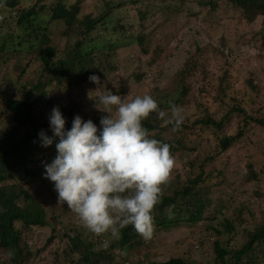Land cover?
I'll use <instances>...</instances> for the list:
<instances>
[{"label":"rangeland","instance_id":"obj_1","mask_svg":"<svg viewBox=\"0 0 264 264\" xmlns=\"http://www.w3.org/2000/svg\"><path fill=\"white\" fill-rule=\"evenodd\" d=\"M68 1L81 5L79 14L81 21L86 14L100 17L110 11L111 16L107 25L97 26L92 33L95 40L93 42L95 45L92 46V55L96 60L95 65H101L102 71L105 73L110 65H116L120 59L114 49L106 48L110 46V42L116 45L117 39L122 36L120 33L123 30L118 25V19L128 33L147 36L146 42L151 39L150 53L146 55V58L148 60L156 58L152 69L157 75L150 86L143 84L137 86L134 91L141 96L150 95L155 87L161 86L160 91H156L159 103L165 104L175 95H170L167 87H163L161 81L158 83V78L161 76L164 78L170 66L172 68V66L184 63L186 55L189 54L188 52L184 53V50L190 49L191 52H194L202 46L201 55L204 66L202 62L198 61V72L204 73L206 83L213 84L218 93L217 103L213 104L211 100V106L219 111L217 116L219 120L226 117L225 113L228 109H232L234 112L228 119L229 125L226 124L227 132L225 134L218 132V143L221 138L227 137L226 134L237 136L243 131L240 133L243 136L225 151L219 149L218 145L217 148L215 147L212 142L215 140L213 138L207 140L204 134L203 136L200 134L189 135L185 141L192 148L177 153V157H175V167L171 174L170 184L165 189V195H171L175 188H180L183 184L187 185L191 178L202 174L203 185L208 191L205 194L206 197L215 200L222 199L221 203H217V205H221L217 211L208 209L211 208L210 205L206 206L205 210L208 212L205 215L215 213L217 215L215 219L207 217L196 225L180 223L177 226L161 227L155 224L156 231L152 240L146 242L138 234L125 242L120 250L111 248L102 256L96 252V255L91 259L100 260L99 264H107L110 258L115 259L111 264H124L125 262L156 264L171 257L182 256L191 250L193 252L190 253V259L197 257L198 253H200L197 257L198 260L206 259L205 249H208V253L214 257L216 255L214 242L218 239L214 229L219 228L225 231L226 220L234 223L235 230L231 233L225 232L219 237L221 245L227 246L233 251L240 249L247 243L250 231L264 227V196L259 195L261 190L264 191V87L263 91L256 93L246 80V75L251 71L264 74V40L260 43L258 39H255L249 44L245 35L252 27L248 26L244 20L241 21L244 22L243 25L235 24L231 17L233 12L229 9L230 7L228 8L227 0H219V5L223 7L221 12L225 11L223 18L214 17L213 8L210 5L211 0H135L136 2L127 4L125 7L120 6L125 0ZM184 1L187 3L184 4ZM56 2L57 0L49 1L54 6ZM202 2L205 5H202ZM23 3L28 6L32 5L34 1L23 0ZM164 9L168 10L170 14L163 11ZM160 12L167 18H160ZM48 20V16L42 15L36 22L46 26ZM14 25L16 24L12 22L11 27ZM178 27H182V31L175 34ZM50 29L51 33L46 42L50 40V45L58 48V60L67 58L72 50H77L75 47L77 39L92 38V36H88L87 31H81L82 28L79 29V25L72 26L63 21L52 22ZM221 32H225L226 36H223ZM222 38L227 39L222 41ZM236 41L243 47L238 48L239 46L235 44ZM224 43L226 45L229 43L228 45L237 49L238 54L233 53L229 57L222 56L218 49L225 48ZM98 54L105 56V62H102V58L97 56ZM172 54L176 57H169ZM34 57L27 60L23 55H20L11 59L6 65H4L5 56L0 57V82L7 92L15 90L14 84L22 76L23 70L29 67V63L33 62ZM165 63L167 64L165 65ZM32 66H35L36 75L32 71ZM39 68V62L36 61L30 66L24 78L38 80L41 75ZM43 74L42 80L48 83V78L52 74L46 72ZM122 74H124L123 67ZM125 74L128 76L129 72L127 71ZM4 75L9 77V81L3 79ZM109 77L104 74L100 78L102 85L98 90H96L98 85L94 84L97 93L103 91L105 84L109 82ZM12 79L15 82H12ZM68 82V78L59 84L54 81L49 85V88L62 100ZM84 84L87 86L88 82ZM59 89L64 90L59 91ZM191 97L189 95L186 98H181L180 103L184 104ZM192 103L195 101L192 100ZM243 110L249 116H244ZM252 174H255L258 180L252 179ZM16 182L17 179L9 180L7 184L15 185ZM45 186L35 180V183L30 184L27 188L35 199L46 208L47 221L58 223L53 226L49 224L24 227L20 221L15 222V229L20 234L21 247L24 250V264H86L83 261V255L72 252L68 237L62 240V236L64 233L71 236L83 233L84 238L86 236L92 239V237L87 236L88 231L81 226L76 215L68 209L66 204H58L53 188L46 189ZM24 202V198L21 197L19 203L23 204ZM56 234L58 235L57 239H52ZM93 239L98 241L96 236ZM119 240H113V242L117 243ZM196 242L200 244L198 250L195 249ZM96 249L99 251L104 248L101 244L97 245ZM0 264H16L7 253V249L1 247Z\"/></svg>","mask_w":264,"mask_h":264},{"label":"trees","instance_id":"obj_2","mask_svg":"<svg viewBox=\"0 0 264 264\" xmlns=\"http://www.w3.org/2000/svg\"><path fill=\"white\" fill-rule=\"evenodd\" d=\"M32 1L34 3L27 6L23 3V0H0V57L5 56L4 65L20 55H23L27 60L35 56L33 62L29 63V67L23 70L22 76L14 84L15 90L13 92H7L0 82V247L7 249V253L16 264H24L25 255H23L24 250L21 247L20 234L15 229V222L20 221L24 227L49 224L53 226L58 223L47 221L46 208L37 199L33 198L28 191L25 194L23 192L26 199L25 206L27 203L28 205L27 207L21 206L19 204L21 193H16L14 188L17 187L7 185L9 180L16 178L15 174L20 172L30 174V170L42 169L45 164L51 163V158L53 161L56 157L55 145L59 138H56L51 146L45 148L41 146L38 136L41 130H44L48 136L53 135L49 125V115L52 108L54 106L60 108L66 118V130L71 129L72 121L76 115L81 116L85 121L91 119L99 129L101 127V116L108 114L99 111L97 107L101 105L98 102L95 103L93 99H96L105 90V87L114 94L127 96L131 100L139 95L134 91L137 86L143 84L150 86L157 75L152 69L156 58L153 57L150 60L146 58V55L150 53L151 39L146 42L147 36L128 33L125 27L121 25L120 19H118V25L123 30L120 34L124 37L120 36L116 45L110 42L109 47L105 46L108 50L114 49L115 54L119 55L120 59L116 62V65H110L106 73L102 71L101 65H95L96 60L92 55V46L95 45L93 44L95 40L92 33L97 26L107 25L111 16L110 11L100 17L86 14L83 21H81L79 19L81 5L78 3L57 0L54 6L49 3L50 0ZM132 2L136 1L125 0L120 6L125 7ZM210 2L214 17L223 18L225 11L221 12L223 7L219 5V0H211ZM186 3L187 1H184V4ZM227 3L228 8L230 7L229 9L233 12L231 17L235 24L243 25L245 22L252 27L245 35L249 44L254 42L255 39H258L261 43L264 40V0H227ZM202 5H205V3L202 2ZM163 11L170 14L166 9ZM42 15L49 17L46 26L36 22ZM160 18L167 17L160 12ZM242 20L244 22H241ZM56 21H63L72 26L79 25V29L82 28L81 31H87L88 36H92V38L77 39L75 43L77 50H72L67 58L58 60V48L50 45V40L46 42L51 33L50 26L52 22ZM12 22L16 24L13 27H11ZM253 26L255 27L253 28ZM181 29L182 27H178L175 34L181 33ZM221 33L226 36L225 32ZM225 39L227 38H222V41H225ZM228 44L224 43L225 48L218 49L220 54L228 57L233 53L238 54L237 49ZM235 44L239 46L238 48L243 47L238 41ZM202 49L201 46L194 52H191L190 49L184 50V53H189L186 55L184 63L179 66H172V68L170 66L164 78L158 76V83L161 81L163 87H167L168 93L175 95L169 101L184 109L185 119L180 128L174 131L173 125L165 124L156 114H151L149 119L143 121L152 138L171 145L170 150L175 157H177V153L192 148L185 141V138L189 135L200 134V136H203L204 134L207 140L211 138L217 140L218 132L224 134L227 132L228 126L226 124H228V119L234 113L232 109H228L224 119L219 120L217 118L219 111L212 108L211 100L213 104H216L218 93L213 84L206 83L204 73L200 74L198 72V61L202 62L204 66L201 55ZM104 55H97L101 56L102 62H105ZM169 57L176 56L172 54ZM35 60L39 62L41 68H39L41 71L39 79L24 78L30 66L35 64ZM122 67L124 74L127 71L129 72L128 76L122 74ZM32 71L36 75L35 66H32ZM45 72L52 74L48 78V83L42 80ZM93 74L99 75L100 78L104 74L110 76L109 82L105 84L102 92L97 93L94 83L89 81L88 77ZM67 78L69 79L68 87L64 91L66 92L64 99L61 100L60 96L50 90L49 85L54 81L59 84ZM3 79L9 81V77H5V75ZM246 80L254 92L263 91L264 74L251 71L250 74L246 75ZM12 82H15V80L12 79ZM85 82H88L87 86H84ZM161 88V86L155 87L150 94L158 102L156 91H160ZM64 89H59V91ZM189 95L192 96L191 99H188L184 104L180 103L181 98H186ZM89 96L93 99H90ZM192 100L195 103H192ZM169 101L165 104L160 102L159 105L161 109L169 111L170 114ZM243 112L244 116H249L245 110ZM240 133H243V131ZM240 133L237 136L231 135L221 138L219 143L218 140L212 142L216 148L218 145L219 149L225 151L243 136ZM46 150L49 151V158L46 156ZM252 179L258 180L255 174H252ZM236 180L240 181L239 179ZM203 184L202 174H200L191 178L187 185L183 184L182 187L175 188L171 195H165L163 202L156 208L155 224L161 227L177 226L180 223L196 225L207 217L215 219L217 217L215 213L205 215L208 212L205 210L206 206L210 205L211 208L208 209L217 211L221 207L217 203H221L222 199L215 200L206 197L205 194L208 191ZM45 187L54 190V184L50 182ZM53 193L58 195L56 191H53ZM259 195L264 196V191L261 190ZM172 205L174 207L171 215H169L166 209ZM212 207L214 208L212 209ZM224 226L225 231L219 228L214 229L215 235L218 236V239L214 242L216 252L214 257L208 253V249H205L207 252L206 259L198 260L197 257L200 253L194 259H190V253L193 252L191 250L182 256L171 257L156 264H264V249H262L264 247V227L250 231L247 243L240 249L233 251L229 247L221 245L219 237L225 232H233L235 225L232 221L226 220ZM54 230H56V227H54ZM136 235L138 233L129 225L121 231V240L117 243L111 241L106 250L99 251L96 246L101 245V241L105 237H96L98 241H95L93 234L90 232L87 236H91L92 239L86 236L84 238L83 233L72 236L64 233L62 240L68 237L72 252L83 255L82 258L86 264H99L100 260L91 259L92 256L96 255V252L102 256L108 249L118 248L120 250L125 242ZM57 236L56 234L52 239H57ZM199 248L200 244L196 242L195 249L198 250ZM114 261L115 259L110 258L107 264ZM118 262L121 263V261ZM124 264L129 263L125 262Z\"/></svg>","mask_w":264,"mask_h":264},{"label":"clouds","instance_id":"obj_3","mask_svg":"<svg viewBox=\"0 0 264 264\" xmlns=\"http://www.w3.org/2000/svg\"><path fill=\"white\" fill-rule=\"evenodd\" d=\"M88 79L98 85L96 90L101 87L99 75ZM93 100L101 105L99 111L108 114L101 116V127L76 115L71 129L66 130V118L54 106L49 115L53 135L41 130L38 136L45 148L59 138L56 157L44 168L30 170V174H15L11 180L17 182L10 186L17 187L16 193L25 200L19 204L27 207L25 192L35 198L27 188L30 184L35 180L40 185L54 184L58 204H66L88 232L105 237V250L111 241L121 238V231L129 225L142 239L150 241L156 231L155 211L163 202L176 160L171 145L152 138L143 121L156 114L175 131L185 119L184 109L169 101V114L151 95L129 100L106 87ZM46 156L49 158L48 150ZM173 207L166 209L169 215Z\"/></svg>","mask_w":264,"mask_h":264}]
</instances>
